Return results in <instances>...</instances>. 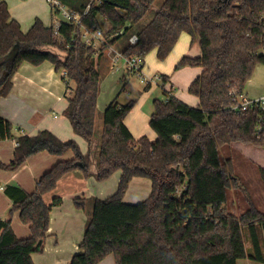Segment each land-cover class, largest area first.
I'll return each instance as SVG.
<instances>
[{
	"label": "trees",
	"instance_id": "trees-1",
	"mask_svg": "<svg viewBox=\"0 0 264 264\" xmlns=\"http://www.w3.org/2000/svg\"><path fill=\"white\" fill-rule=\"evenodd\" d=\"M59 1L80 14L87 27L103 31L101 24L106 21L109 44L127 39L122 52L128 57L145 58L156 51L163 62L182 34L191 37V45L197 41L199 55L183 56L176 69H201L188 88L198 104L190 107L173 96L154 100L148 124L156 138L150 141L146 136L133 138L124 123L133 102L121 105L116 98L102 113L96 144L99 56L81 41L78 27L64 22L58 36L52 25L47 27L38 18L23 32L6 0H0V99L10 93L12 78L23 63L52 64L56 72L66 73L61 76L67 101L63 115L87 145L82 154L74 140L63 142L47 130L16 139L12 160L0 169L15 171L42 152L59 158L71 152L72 157L58 160L31 193L16 185L4 187L12 204L9 213L18 212L30 236L17 239L10 220L0 218V264H33L31 255L42 252L50 213L62 204L60 197L46 204L43 196L73 171L100 182L117 171L120 174L112 195L90 200L83 237L69 264H98L108 255H113L115 264H237L243 259L264 264V214L250 204L238 216L226 210L233 181L226 174L230 161L220 159V148L225 146L264 155V141L255 134L259 111L231 110L244 95L256 66L264 65V0ZM114 34L120 35L111 37ZM132 35L137 42L130 46ZM17 45L18 53L12 57ZM12 138V125L0 117V141ZM256 164L264 187V167ZM133 178L149 180L151 191L146 199L127 204L123 197ZM74 204L85 207L80 198Z\"/></svg>",
	"mask_w": 264,
	"mask_h": 264
},
{
	"label": "crops",
	"instance_id": "crops-1",
	"mask_svg": "<svg viewBox=\"0 0 264 264\" xmlns=\"http://www.w3.org/2000/svg\"><path fill=\"white\" fill-rule=\"evenodd\" d=\"M44 2L46 3V0ZM32 3L33 0H6L11 17L17 20L20 25H22V21L26 17H20L18 12L21 14L26 12L27 18H29L32 16L29 9L30 7L33 9L32 5L30 6ZM49 11L51 16H53L51 9ZM41 19L44 22V19H48V16H43ZM53 20L54 17L51 23H53ZM44 25L47 26L45 23ZM21 29L23 32H26L29 28L25 30L21 26ZM120 34L117 35L119 36ZM190 38V36L182 34L170 53H176L179 60L186 55L197 57L200 53L198 43L191 49V44H189ZM126 42L127 39L120 38L114 44V47L122 52ZM98 56L99 61L105 55L100 54ZM154 72L155 74H160L158 71ZM163 77L166 78L167 76ZM166 79L168 80V77ZM12 83V89L8 96L0 99V117L12 125L13 136L10 140L0 141V165H7L12 160L17 138L24 135L33 137L44 130L51 132L63 142L74 140L81 153H86V143L73 133L68 119L63 115L67 107V101L64 98L66 87L52 64L45 62L35 67L28 63H23L14 74ZM168 86H170V83L168 82L166 85L165 82L163 92L170 91L172 96L175 97L173 94V91H175L173 86L169 88ZM262 95H264V88L254 96H249L244 92V96L248 99H255ZM97 104L98 102H96L95 123L101 122L102 125V112L97 110ZM196 104H198L197 98H195V104L190 105H195L196 107ZM100 114L101 120L97 121V116ZM124 123L133 138L138 139L144 135L150 141L155 140V133L150 128L148 129L144 123L141 125L135 119L129 121L128 116L125 118ZM71 157V152L66 153L61 158L42 152L28 158L15 171L0 169V218L10 220L11 228L17 239L28 238L30 236V230L28 225L20 222L18 212L9 213L12 204L4 194V187L16 185L25 192L31 193L35 189L37 180L58 160L69 159ZM90 172L94 175L95 168L91 167ZM112 176L113 174L110 178ZM114 178V183L113 180L110 183H107L108 181L106 180L100 182L93 176L85 178L81 171H73L61 178L56 187L43 196L46 204H49L56 197L62 199V204L59 207L53 208L50 213L47 237L44 241L42 252L31 255L33 264H69L72 257L77 253L78 245L83 237L85 222L89 215L84 210L87 202L93 198V195H95L96 199H105L112 195L117 189L119 175ZM104 182L107 184L105 185ZM150 191L151 183L149 180L133 178L125 192L123 202L142 201L147 198ZM76 198L84 200V209H79L75 206L74 199ZM63 233L66 236H62ZM98 264H115L113 255H108Z\"/></svg>",
	"mask_w": 264,
	"mask_h": 264
},
{
	"label": "rangeland",
	"instance_id": "rangeland-1",
	"mask_svg": "<svg viewBox=\"0 0 264 264\" xmlns=\"http://www.w3.org/2000/svg\"><path fill=\"white\" fill-rule=\"evenodd\" d=\"M162 1L163 0H157L156 3H161ZM31 5L33 9H31V7L29 9L32 16H30L29 18H27L26 12L24 14L18 12L20 14V17H26L22 21V28L27 30L29 26H31V22L34 17L38 19L40 18V20L42 21L41 18H43V16L45 17L46 15L48 16V19H44V22L42 21V23H45L47 26H51L53 16H51L49 11L51 9L50 6L45 3L44 0H33V3L30 4V6ZM148 15L149 17H151L152 13H149ZM26 19H28L26 21L27 23L25 22ZM101 25L104 33H106L107 35V32L110 31L109 24L103 20ZM113 36H116V34H114ZM190 43L191 38L189 44ZM195 44H197V41H194L192 43L191 49ZM178 62L179 59L177 58V54L174 52L170 53L166 60L160 62L156 57V52L151 51L145 57V72L150 76L152 74H155L154 71H158L161 75L165 77L167 76L168 80H166V85L169 82L170 86H173L175 90L173 91L175 98L182 101V103L188 106L195 107V105H190L193 103L195 104V97L189 94L188 88L196 78V76L200 74L201 69H199L198 67L189 66L176 69ZM97 64L100 74H103L100 80V91L97 98V110L103 113L109 102L113 101L116 97L117 102L121 105L133 102V106L129 114L127 115L129 121L135 119L136 121L140 122L141 125H143L144 123V125L149 129L148 123L149 117L153 110V101L156 99L161 101L165 100L166 95L163 93L162 89L159 86L152 84L151 87L145 91V85L141 84L139 79L134 75L128 73H115L114 71L110 70L108 66V59L106 56H103V58L99 59ZM61 73L62 71L59 70L58 74L60 77ZM170 86H168V88ZM262 88H264V65H257L250 80L246 83L244 92L249 96H254L255 94L261 92ZM67 94H69V92H67ZM100 120L101 114L97 116V121ZM100 125L101 122L95 123L94 141L96 144L99 141V132L102 128L101 125V128L99 129ZM220 159L224 163L230 161V164L226 169V174L233 181L229 184V189L227 191L226 210L232 215L238 216L239 214L243 213L250 204L264 214V187L262 185L258 173V166L256 164V162L258 164L261 163L264 167V155H261L258 152H253L251 149L246 154L242 153V151L238 149L225 146L220 148ZM117 175H119L118 171L113 173V176L111 178L109 177L108 180H106L108 181L107 183H110V181L112 180L114 183V177H116ZM107 183H105V185ZM95 198V195H93V198H91V200ZM126 202L127 204H136L140 201ZM84 210L87 214L91 212L90 201L87 202ZM62 236H66V234L63 233ZM243 236L246 252L249 253L250 244L245 229L243 230ZM237 264L259 263L250 261L249 259H243L239 260Z\"/></svg>",
	"mask_w": 264,
	"mask_h": 264
},
{
	"label": "built area",
	"instance_id": "built-area-1",
	"mask_svg": "<svg viewBox=\"0 0 264 264\" xmlns=\"http://www.w3.org/2000/svg\"><path fill=\"white\" fill-rule=\"evenodd\" d=\"M46 3L50 6L54 17L52 29L55 36L59 35L61 22L78 27L81 41L86 45V47L93 51L95 56L104 54L108 59L110 70L115 73H128L134 75L139 79L141 84L150 87L154 84L159 86L163 91L164 82L162 76L159 74H152L150 76L147 75L145 72L144 58L137 56H125L123 52L118 51L114 45L109 44V40L105 37L102 30L95 27H87L81 24V15L69 10L67 7L62 5L59 0H46ZM88 10L89 6L84 11V15L88 12ZM136 42L137 37L135 35L128 38V44L130 46L135 45ZM61 76L66 77V73L62 71ZM164 93L166 94V98L172 96L170 91H164ZM238 102V104L231 106V110L233 112L247 111L248 109H257L259 111L255 126V134L259 140L264 141V95L255 99H248L243 95L238 98Z\"/></svg>",
	"mask_w": 264,
	"mask_h": 264
},
{
	"label": "water",
	"instance_id": "water-1",
	"mask_svg": "<svg viewBox=\"0 0 264 264\" xmlns=\"http://www.w3.org/2000/svg\"><path fill=\"white\" fill-rule=\"evenodd\" d=\"M18 45L14 48V51H13V54H12V57H15L18 53Z\"/></svg>",
	"mask_w": 264,
	"mask_h": 264
}]
</instances>
